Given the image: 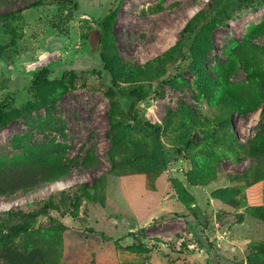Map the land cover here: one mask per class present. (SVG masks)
Instances as JSON below:
<instances>
[{"label":"rangeland","instance_id":"rangeland-1","mask_svg":"<svg viewBox=\"0 0 264 264\" xmlns=\"http://www.w3.org/2000/svg\"><path fill=\"white\" fill-rule=\"evenodd\" d=\"M116 7L111 97L96 22ZM9 12L0 102L43 103L0 131V166L57 176L0 194V264H264V0H0Z\"/></svg>","mask_w":264,"mask_h":264},{"label":"trees","instance_id":"trees-1","mask_svg":"<svg viewBox=\"0 0 264 264\" xmlns=\"http://www.w3.org/2000/svg\"><path fill=\"white\" fill-rule=\"evenodd\" d=\"M39 3H32L31 5H38ZM118 7L110 10L106 15L98 20L96 23L97 31L99 34V41L101 49L98 51L100 59L103 61L105 70L109 75L110 85L108 87V95L111 97L116 96L114 89L116 82L119 78L121 60L116 54L112 52L114 49V38H113V25L117 16ZM15 12H9L0 14V23L8 20L14 15ZM206 12L204 9L195 12L182 26L180 29V39L175 42L170 48L163 52V56L168 60H175L182 57L184 54L183 48L184 43L193 34H195L198 28L201 26L202 21L205 19ZM213 25H215L213 23ZM202 27V26H201ZM200 27V28H201ZM207 33L210 35L211 27L206 26ZM12 38L8 44L0 46V58L6 59V51L15 46V34H12ZM9 52V51H8ZM12 52V51H11ZM10 52V53H11ZM111 54V55H110ZM157 60H161L159 56H156ZM74 75L73 72H71ZM48 73L47 69L43 68L35 74V78L32 81V85L40 88L44 84H48ZM63 88H67L62 80L59 81ZM150 84L139 83L133 85L125 94V101H131L135 97L143 96L149 89ZM41 102H28L23 108H13L10 112L6 111L3 102H0V131L8 125L13 119L18 118L23 112H30L42 105ZM262 115L264 116V106L262 108ZM229 119V117H227ZM146 123L144 126H149ZM151 126V125H150ZM156 133L158 128L155 127ZM48 164H35V165H17V164H4L0 166V194L12 193L20 189H30L35 187L38 183L47 181L54 176H57L53 168ZM81 190H86V187H82ZM72 206L75 205L73 201H70ZM71 206V207H72ZM40 212L47 213L51 208H54V203L51 196L47 200H44ZM263 217V216H262ZM23 226L19 224L14 226V229H21Z\"/></svg>","mask_w":264,"mask_h":264}]
</instances>
